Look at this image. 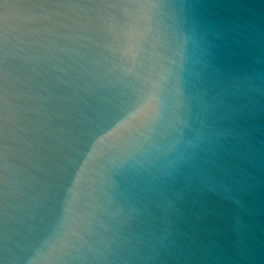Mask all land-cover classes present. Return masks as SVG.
Returning a JSON list of instances; mask_svg holds the SVG:
<instances>
[{"label": "water", "instance_id": "95a60500", "mask_svg": "<svg viewBox=\"0 0 264 264\" xmlns=\"http://www.w3.org/2000/svg\"><path fill=\"white\" fill-rule=\"evenodd\" d=\"M0 264H264V0H0Z\"/></svg>", "mask_w": 264, "mask_h": 264}]
</instances>
